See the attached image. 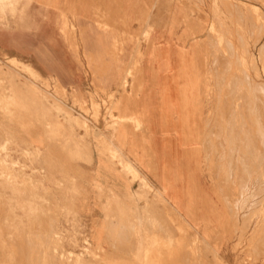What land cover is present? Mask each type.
<instances>
[{
    "label": "crops",
    "instance_id": "obj_1",
    "mask_svg": "<svg viewBox=\"0 0 264 264\" xmlns=\"http://www.w3.org/2000/svg\"><path fill=\"white\" fill-rule=\"evenodd\" d=\"M151 1L0 0V50L85 97L94 89L126 90L120 116L139 128L126 122L112 131L104 111L97 121L83 116L93 135L79 152L88 176L80 197H87L88 238L101 255L96 264H264L262 227L251 219L260 197H212L197 181L204 76L197 55L179 48L183 32L166 21L169 0ZM201 9L207 29L194 39L213 41V0ZM195 16L193 25L202 26L203 14ZM129 73L136 80L127 76L121 85ZM218 111L216 122L235 132L231 110ZM125 163L146 180L148 193ZM197 183V197H183L184 186L196 191Z\"/></svg>",
    "mask_w": 264,
    "mask_h": 264
},
{
    "label": "rangeland",
    "instance_id": "obj_2",
    "mask_svg": "<svg viewBox=\"0 0 264 264\" xmlns=\"http://www.w3.org/2000/svg\"><path fill=\"white\" fill-rule=\"evenodd\" d=\"M205 2L169 0L166 20L183 32L179 48L197 55L204 76L197 181L212 197H260L251 219L264 234V0H213V41L195 40L207 29ZM195 13L203 14L202 26L193 25ZM125 44L118 43L119 52ZM10 57L0 50V264L99 263L83 215L87 197H80L88 176L79 152L93 135L83 116L97 121L104 111L112 131L126 122L139 128L120 116L126 90L94 89L85 97ZM127 76L136 75L124 74L121 85ZM222 108L231 110L235 132L226 130L227 121L216 122ZM123 168L150 191L130 164ZM198 183L196 191L184 186L183 197H197Z\"/></svg>",
    "mask_w": 264,
    "mask_h": 264
},
{
    "label": "bare ground",
    "instance_id": "obj_3",
    "mask_svg": "<svg viewBox=\"0 0 264 264\" xmlns=\"http://www.w3.org/2000/svg\"><path fill=\"white\" fill-rule=\"evenodd\" d=\"M123 113H125V111H122ZM134 175L138 176V173L135 171ZM141 180H143L145 182V184L147 185L146 180L142 177Z\"/></svg>",
    "mask_w": 264,
    "mask_h": 264
}]
</instances>
